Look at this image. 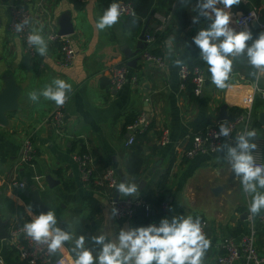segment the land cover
Wrapping results in <instances>:
<instances>
[{
  "label": "crops",
  "instance_id": "0c3cea01",
  "mask_svg": "<svg viewBox=\"0 0 264 264\" xmlns=\"http://www.w3.org/2000/svg\"><path fill=\"white\" fill-rule=\"evenodd\" d=\"M24 6L34 15L31 29H36L44 37L52 31H61V25L73 27L72 39L78 57L70 68H61L59 47L47 42L46 56L38 52L32 58L25 49V42L9 32L11 7ZM164 0H156L153 19H149L148 33L157 37V42L146 46L138 56L141 58L136 68L128 66L126 53L136 51L139 37L148 21L137 30L127 20L119 18L118 23L104 30H97L95 24L108 8L102 0H0V93L5 81L14 80L20 87L19 111L8 115V126L0 125V224L5 223L7 232L15 219L31 221L26 209L32 213L41 212L32 206V195L36 189L42 202L56 213L58 226L68 230L70 226L74 239L86 237V246L96 247L91 237L102 232L109 238L118 235L121 228L147 226L174 215L200 217L201 223L208 225L211 247L204 257V264H219L218 257L224 254L222 245L249 230L248 211L252 197L244 193L242 185L232 173L231 166L224 160L226 149L217 155H199L188 159L185 152L192 145V137L198 131L217 125L221 112L226 108L229 120L237 117L236 109L251 113V130L257 132L252 141L264 155V126L260 115L264 113V72L258 73V80L251 79L246 56L233 61L230 78L231 87L220 90L211 83V75L200 96H193L187 88L181 90L179 67L174 66L177 58L185 64L203 63L199 48L192 38L210 21L201 17L197 24L192 18L198 15L192 9L198 0H176L171 8L163 5ZM218 7H223L218 5ZM257 8L256 22L260 30L249 29L253 38L264 31V0H241L232 7L231 26H236L237 17ZM156 15L171 17L161 29ZM183 16V17H182ZM186 26H183V24ZM145 51L164 55L167 59L165 70L147 64L142 56ZM171 52V55L169 53ZM127 65L129 76L138 77V85L128 83L120 90H114L108 80V70L112 66ZM62 79L72 86L67 109L66 137H60L50 120L55 102L42 96L32 102L29 93L39 92L53 79ZM146 113L151 118V128L147 134L136 136L133 145L128 127ZM228 120V121H229ZM164 130L171 133V143L163 146L160 139ZM31 138L37 158L34 167L18 166L23 144ZM91 153L96 160V174L102 176L108 169H114L119 181L125 176L134 178L139 187L136 197L119 199L138 200L155 192L165 200L154 207L149 219L143 212L132 220L117 221L112 215L111 199L115 191L109 193L93 184L81 180L76 153ZM137 156L143 162L139 174L130 172V163ZM168 175L167 185L161 189V181ZM52 176L61 184L50 189L45 179ZM41 177L40 184L34 178ZM13 179L25 183L26 189L13 186ZM145 182V183H144ZM264 191V190H261ZM116 199V198H115ZM97 201L98 211L93 212L91 201ZM169 205L167 213L163 204ZM264 210L261 211V214ZM257 215L256 217H258ZM256 246L264 258V227L258 226ZM74 240L65 243L59 255L71 258ZM0 260L4 264H20L15 251L7 239L0 238ZM235 264H244L239 261Z\"/></svg>",
  "mask_w": 264,
  "mask_h": 264
},
{
  "label": "clouds",
  "instance_id": "9594fccd",
  "mask_svg": "<svg viewBox=\"0 0 264 264\" xmlns=\"http://www.w3.org/2000/svg\"><path fill=\"white\" fill-rule=\"evenodd\" d=\"M241 0H198L192 9L198 15L192 18L197 24L203 17L210 21L208 27L201 28L192 38V42L200 50V58L208 65L211 83L217 89L231 87L230 78L233 72V61L246 56L247 64L252 69L249 75L258 80V73L264 72V31L253 38L250 30L237 32L231 26V9L239 5ZM222 5L223 7H218ZM121 16L120 5L111 3L95 24L97 30L110 28L118 23ZM134 18L132 24L135 25ZM29 24L27 19L17 23L15 30L22 32ZM29 45L35 47L41 56H46L48 45L39 31L33 29L27 36ZM171 55V52L169 53ZM174 66L185 67L179 58L173 61ZM72 86L62 79H53L50 84L37 91L30 92L32 102H38L42 96L46 100L63 106L71 92ZM199 95V94H198ZM231 128L227 122L219 124L217 138L229 137ZM257 136L255 129L238 133L235 146L224 144L217 146V151L226 152L224 160L231 166L244 193L252 197L248 211L255 217L264 210V165L256 163L253 156L257 145L252 142ZM122 197L139 195V185L134 178L125 176L123 182L114 185ZM31 221L23 225L22 231L27 237L47 247V252L55 255L65 243L74 240L72 252L75 254L74 264H204V257L211 247V240L206 237L200 217L191 215H174L171 219L164 217L159 224L121 228L118 235L109 238L107 233L91 237L97 246L95 255L93 248L86 246V237H73L70 226L68 230L58 226L56 213L53 210L34 215L31 206L26 209ZM112 215L118 210L113 206Z\"/></svg>",
  "mask_w": 264,
  "mask_h": 264
},
{
  "label": "built area",
  "instance_id": "2783aa9c",
  "mask_svg": "<svg viewBox=\"0 0 264 264\" xmlns=\"http://www.w3.org/2000/svg\"><path fill=\"white\" fill-rule=\"evenodd\" d=\"M84 3L85 0H80ZM120 5L121 16L120 19L127 20L136 16L135 7L132 2H118ZM11 20L9 23V32L23 39L25 42L26 52L35 58L37 51L34 46L29 45L27 36L32 31L31 26L34 21V15L32 12L24 6H12L11 7ZM161 23V29H163L170 21L171 17H162L156 15ZM258 18L257 8H252L250 11L240 14L236 19V26L239 31L249 30L252 24ZM27 19L29 24L24 28L22 32L17 33L15 26L22 20ZM2 30V21L0 20V35ZM46 40L48 43L59 47L61 54L60 67L70 68L74 65L78 53L72 36H64L57 31L50 32ZM157 42V37L154 34L148 33L146 35V45L150 46ZM143 60L158 69L165 70L167 67V59L164 55H156L152 52L145 51L142 56ZM130 69L127 65L112 66L108 70V80L111 87L114 90H120L128 83L135 86L138 85V77L129 76ZM179 78L181 82V90L185 91L189 84L193 86V92L195 96H200L204 87L208 81V76L204 68L196 65L191 66L185 64L183 70L179 69ZM199 94V95H198ZM264 99V92L261 93ZM63 106H57L55 104L51 113V123L60 137H66L65 129L67 125V109L70 103V95ZM223 122V121H222ZM220 122V123H222ZM225 122V121H224ZM227 125L231 128V134L229 137L217 138L216 133L219 132V124L210 125L197 133L192 137V145L185 152V156L188 159H193L199 155H217L221 151H217L216 147L224 144H230L235 146V138L238 133H242L245 130H251V113H244L238 115L234 120L226 121ZM151 118L148 114L143 113L137 120L128 127V131L131 134L129 145H133L136 141L138 134L144 135L150 131ZM160 143L166 146L171 143V133L169 130H164L160 139ZM253 156L257 164L264 165V155L258 150H254ZM37 158V151L34 142L31 138L25 140L18 166L28 165L34 167ZM74 160L78 164L81 174V180L85 184H93L99 189H103L109 193L116 191L114 185L120 183L119 176L114 169H108L102 176L96 174V160L93 155L87 153L74 154ZM35 182L40 184L41 177L34 178ZM13 186L19 189H26L25 183H18L13 179ZM111 208L114 206L118 212L114 215V218L121 222L132 220L139 209H144L146 216L151 218L153 215L154 207L144 202L142 199H111ZM169 205L163 204V212L167 213ZM250 224L249 230L242 234L239 239L227 240L222 245L223 255L218 257L219 264H235L242 261L244 264H264V258L259 254L256 240L258 234V226L264 227V213L258 217H253L251 214L248 217ZM27 223L22 219H15L9 225L8 230V245L15 251L18 256L20 264H73L71 258H67L59 255V251L55 255H51L47 252L45 245H40L27 237L26 233L22 231L23 225ZM203 231L208 238V225L206 222H202ZM0 264H4L0 260Z\"/></svg>",
  "mask_w": 264,
  "mask_h": 264
},
{
  "label": "water",
  "instance_id": "95a60500",
  "mask_svg": "<svg viewBox=\"0 0 264 264\" xmlns=\"http://www.w3.org/2000/svg\"><path fill=\"white\" fill-rule=\"evenodd\" d=\"M149 23L150 21L147 22L141 33V36L139 37V43L137 45L136 51L134 52L129 51V53L125 54L126 58L128 59V66L130 68H136V65L141 60V58L138 56L146 49L147 45L145 42H146V35L148 34ZM209 24L210 23H207L204 28L206 29ZM252 27L254 30L261 29V26L256 21L252 24ZM73 33L74 30L71 25H67V24L61 25V31L59 32V34L64 36H70L73 35ZM20 94H21V89L16 85L14 80L10 79L5 81V87L0 93V125L8 126L9 124L8 115L19 111L18 101ZM221 120L223 122L229 120L227 116L226 108H223L221 112ZM260 123L264 126V113L260 115ZM45 181L50 189H54L55 187L61 184V181H55L52 178V176H47ZM139 189L141 191L143 190L141 186L139 187ZM114 194H115V198L118 200L120 194L117 192V190L115 191ZM32 203H33L32 204L33 208L40 212H46L49 210V208L42 202L41 194L37 189L32 195ZM0 238L2 240L8 238V232L5 223L0 224Z\"/></svg>",
  "mask_w": 264,
  "mask_h": 264
},
{
  "label": "trees",
  "instance_id": "16d2710c",
  "mask_svg": "<svg viewBox=\"0 0 264 264\" xmlns=\"http://www.w3.org/2000/svg\"><path fill=\"white\" fill-rule=\"evenodd\" d=\"M102 2L104 3L105 6H109L111 3H118V2H132L134 7H135V12H136V16L134 17L136 19V23L135 25L132 24V21L134 18H129L127 19L128 23L133 25L137 30H139L141 28V26L143 25V21H148L149 19H153L154 18V14H156L155 11V2L156 0H102ZM176 0H164L163 5H168L171 8L174 6ZM16 6H19L20 4H15ZM248 12V11H247ZM183 17V16H182ZM183 26H186V24L184 23ZM260 34V33H258ZM255 39V38H254ZM200 66L202 68H206V65L203 63H194L191 64V66ZM208 69V68H207ZM250 71H252V69L250 68ZM207 74L211 75L208 70H207ZM252 80H254L251 77ZM188 89L190 90V92L192 93V95L194 96V92H193V86L191 84H189ZM244 110L242 109H236L235 113L238 115H242L244 114ZM143 168V162L141 159H139L137 156H135L131 163H130V172L132 174H139L141 172ZM167 181H168V175L164 176L162 178L161 181V189H164L165 186L167 185ZM165 199L164 198H158L156 196L155 192H150L148 194H146L143 197V201L146 203H149L151 205H159L161 202H163ZM91 206L93 208V212L96 213L98 211V203L97 201H91ZM143 212L144 215H146L144 209H139L135 215V217L137 216L138 213ZM147 217V216H146ZM148 218V217H147ZM150 219V218H149Z\"/></svg>",
  "mask_w": 264,
  "mask_h": 264
}]
</instances>
